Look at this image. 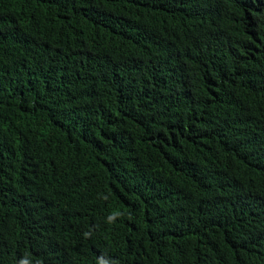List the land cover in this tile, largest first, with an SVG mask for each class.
<instances>
[{
	"label": "trees",
	"instance_id": "trees-1",
	"mask_svg": "<svg viewBox=\"0 0 264 264\" xmlns=\"http://www.w3.org/2000/svg\"><path fill=\"white\" fill-rule=\"evenodd\" d=\"M0 264H264V0H0Z\"/></svg>",
	"mask_w": 264,
	"mask_h": 264
}]
</instances>
